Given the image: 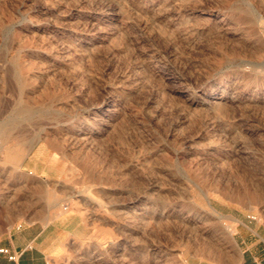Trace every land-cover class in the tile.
Here are the masks:
<instances>
[{
	"label": "rangeland",
	"instance_id": "obj_1",
	"mask_svg": "<svg viewBox=\"0 0 264 264\" xmlns=\"http://www.w3.org/2000/svg\"><path fill=\"white\" fill-rule=\"evenodd\" d=\"M0 166L71 217L51 264L202 255L264 201V0H0Z\"/></svg>",
	"mask_w": 264,
	"mask_h": 264
},
{
	"label": "crops",
	"instance_id": "obj_2",
	"mask_svg": "<svg viewBox=\"0 0 264 264\" xmlns=\"http://www.w3.org/2000/svg\"><path fill=\"white\" fill-rule=\"evenodd\" d=\"M33 153L23 158L19 168L26 174L50 177L54 167L51 157L43 162L44 168L40 172L34 168ZM2 171L0 166V173ZM3 185L0 180V249L16 253L17 258L10 260L0 253V264H51L64 243L78 235L69 224L71 217L48 220L50 191L43 183L31 185L37 194L33 199L19 196V189L22 191L23 187L18 183L8 180V186L4 188ZM4 189L9 193L5 197ZM211 206L219 218L218 241L209 246L204 244L199 248L202 255L190 257L185 264H264V201L252 204L237 198L215 199Z\"/></svg>",
	"mask_w": 264,
	"mask_h": 264
},
{
	"label": "built area",
	"instance_id": "obj_3",
	"mask_svg": "<svg viewBox=\"0 0 264 264\" xmlns=\"http://www.w3.org/2000/svg\"><path fill=\"white\" fill-rule=\"evenodd\" d=\"M0 253L6 255L7 258L10 259V260H15V259L17 258L16 253H11V252H10L8 249H6V248H1V249H0Z\"/></svg>",
	"mask_w": 264,
	"mask_h": 264
},
{
	"label": "bare ground",
	"instance_id": "obj_4",
	"mask_svg": "<svg viewBox=\"0 0 264 264\" xmlns=\"http://www.w3.org/2000/svg\"><path fill=\"white\" fill-rule=\"evenodd\" d=\"M24 110H26V109H24ZM26 111H28V110H26ZM26 113V112H25ZM23 114V113H22Z\"/></svg>",
	"mask_w": 264,
	"mask_h": 264
}]
</instances>
